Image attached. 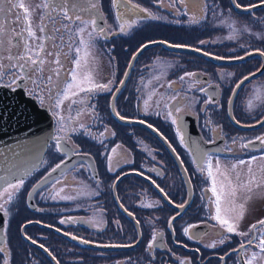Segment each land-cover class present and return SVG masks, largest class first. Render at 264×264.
<instances>
[{
	"label": "flooded vegetation",
	"instance_id": "flooded-vegetation-1",
	"mask_svg": "<svg viewBox=\"0 0 264 264\" xmlns=\"http://www.w3.org/2000/svg\"><path fill=\"white\" fill-rule=\"evenodd\" d=\"M204 3L201 0L200 7L205 11L201 16L195 0H186L183 5L179 2L172 5L170 0L163 3L120 0L116 6L112 0H100L97 19L106 29V36L96 34L94 56L89 57L88 68L98 83L111 81L112 90L91 94L86 100L87 107L67 105L64 101L58 110L50 102L48 87L53 94L59 87L53 76V63L47 75L53 76L52 85L44 86L42 82L33 85L22 80L24 88L28 83L35 88L30 95L51 114L54 137H67L62 141L67 148L60 151L56 150L57 141L53 138L33 180L36 183L59 163L65 170L51 182L55 186L48 193L62 188V197L72 198L62 199L60 210L41 207L40 216L44 219V212H61L56 222L34 219L23 224L25 235L31 237V240L24 237L22 226L21 235L26 244L19 252L24 253L26 261L14 263L7 254L6 241L0 246L4 249L0 252V264L5 260L9 264H101L102 261L108 264H181L182 261L185 264H245L251 252L233 249H238L241 242L247 244L250 237L228 233L230 239L223 245L208 247L221 239L218 234L223 229L210 218L214 212V206L209 203L214 199L211 181L206 179V172L201 173L198 163L205 152L212 155L213 164L217 158L221 163H236L252 156L264 157V145L256 139L264 136V103L253 100L254 108L251 111L247 108L256 88L264 94V83L260 80L264 77V55H261L264 4L260 0H206L205 8ZM237 3L241 7H236ZM148 13L160 19H152ZM194 16L196 23L192 22ZM124 21L133 23L121 33L119 27ZM229 23L235 25L239 39L234 38L235 32L228 27ZM83 35L88 38L87 31ZM64 39V52L69 51V40L72 46L79 42L75 34ZM161 41L190 50H175L163 44L150 46L137 57L126 77L140 48ZM47 45L59 51L52 42L47 41ZM70 56L61 54V74L74 67ZM100 57L106 62L102 63ZM186 73L195 76L188 77ZM246 76L252 78L245 81ZM173 105L181 108L179 113L173 111L178 117L177 124L167 115ZM57 111L65 118L63 132L59 131L61 122L55 115ZM90 111L97 117L105 112L111 116L110 123L104 122L105 134L99 140H93V129H78ZM116 112L126 119L120 120ZM177 126L185 137L184 144L180 142ZM249 141L253 143L247 149L240 147ZM261 160L264 159L252 164L259 165ZM150 203L153 206L147 207ZM27 206L33 209L28 202ZM38 209L37 206L32 211ZM61 220L65 223H60ZM242 226L240 231H248L249 228ZM185 228H189L188 234ZM153 236L156 241L150 249L148 245Z\"/></svg>",
	"mask_w": 264,
	"mask_h": 264
},
{
	"label": "snow or ice",
	"instance_id": "snow-or-ice-1",
	"mask_svg": "<svg viewBox=\"0 0 264 264\" xmlns=\"http://www.w3.org/2000/svg\"><path fill=\"white\" fill-rule=\"evenodd\" d=\"M163 3V0H160ZM179 2L180 4H185L186 0H170V3L174 5ZM114 6L120 3V0H112ZM131 3V0H129ZM197 8L200 10V15L204 16V8L200 7L201 0H195ZM261 4H264V0H260ZM10 5V7L5 8L4 5ZM100 0H83V3L80 0H40L35 7L26 5L24 0H0V82L4 81L6 77H10V80L7 82L6 86L11 88L18 80L30 81L33 85H37L42 82L45 86L52 85L53 76L43 77L44 66L46 63V57L43 55L46 52V42L50 41L53 43L54 47H58L59 51L52 53L48 52L47 55L55 56V60L52 62L55 67L52 69L54 76L56 77V83L59 87L56 89L53 94L52 88L48 87L50 102L54 104L56 109H61L63 102L65 100H71V104H80L85 107L86 100L89 96L97 91H111V81L108 83H98L93 75L91 70L88 68V59L90 56L91 49L95 46L96 34L106 36V29L98 23V16L100 13L99 9ZM256 5H250L248 7H255ZM204 7H207L206 0ZM236 7H241L240 4H236ZM136 8H139V5H136ZM39 10L40 13V23L37 25L40 35L37 36L36 29L33 28L31 17L32 14ZM144 12H148L147 9H142ZM179 11V10H178ZM87 18H85V15ZM186 14V13H180ZM213 11V15H215ZM148 15L152 19H160V17L154 16L151 13ZM14 16V19L12 18ZM7 21V27H5L3 21ZM123 20V17H121ZM78 22V23H77ZM194 23L198 22L196 17H193ZM132 21H124L119 27V31L124 33L126 29L132 27ZM222 23H227V21H222ZM13 24L23 25L20 31H17L12 27ZM74 26V27H73ZM228 27L236 32L234 24L229 23ZM89 28L92 31H89ZM88 32V38L85 39L84 33ZM75 36L79 39V44L75 47L72 46L70 40L67 43L69 49L68 52H64L63 48L65 46L64 37L67 35L71 38ZM231 38V37H229ZM38 43H35L37 42ZM59 41V43H57ZM203 43V41H201ZM148 45H144L147 47ZM176 47H183L182 45H176ZM17 49L18 51L13 54L12 49ZM8 52L7 56H4V53ZM72 53H75L73 58L74 67L69 69L64 73V78L61 81V69L63 68V63L60 60L61 54L68 56ZM207 55V53H205ZM264 55V52L261 53ZM219 58V57H218ZM7 59L9 63L6 65L3 61ZM238 59H243V57H238ZM30 72H35V76L29 75ZM188 77L195 76L194 73H186ZM255 75V74H253ZM159 77H157L158 79ZM184 77H181L183 80ZM249 79V77H244V80ZM199 82V81H197ZM151 83V81H149ZM243 83V80L236 85V88L240 87V84ZM169 87L171 85L169 84ZM201 91H206L205 89H200ZM35 92V88L32 90ZM81 93L85 95L80 96ZM29 94H32L30 92ZM154 94V93H153ZM151 97H149L150 99ZM41 103H43V96H40ZM211 97H209V101ZM253 100H259L264 103V94H262L260 88L254 90L253 97L248 100L247 108L251 111L254 108ZM147 106V101L145 102ZM167 107V105H166ZM94 111V106H92ZM172 111H168L167 115L171 118L173 124H177L178 117L173 115V111L179 113L181 108L177 105L172 106ZM84 109L77 111L76 117L78 118L81 112ZM55 115L58 118V121L61 122V128L59 131H64V116L61 115L60 111H57ZM117 117L120 120H125L126 117L120 115L119 112H116ZM70 119H75L69 117ZM144 123V121H140ZM239 123V121H236ZM81 128H85V125L81 124ZM148 127H152L150 124ZM75 131V128L72 129ZM177 134L179 135L180 142L185 143V137L181 132L179 126H177ZM113 135H115L113 133ZM57 143L55 148L57 151L65 150L67 148L66 144L62 143L63 140L67 137H54ZM257 140L264 145V136L257 137ZM235 142V141H234ZM103 143V141H101ZM252 141L248 143L241 144L240 147L247 149ZM119 147V146H117ZM173 151H175L173 149ZM112 154H116V149H112ZM257 159H264V157L252 156L249 160L239 159L236 163L231 164L230 170L235 172L239 166L248 164L249 167L247 172L250 176V179L247 181H239L240 173H236V180L239 183H236L232 180L229 175V168L225 165H222L220 159L217 158L215 164L212 161V155L210 153H203L201 155L200 161L198 163V168L201 173L206 172V179L211 181L210 192L214 199H210V205L214 206V212L210 209L212 214L210 218L215 220L223 231L218 235L221 236L219 241H214L208 247H216L217 243L223 245L226 240L230 239L227 235L228 233H233L241 237H250L247 240V244L241 242L238 249H233V251L240 252L244 250L245 253L251 252V255L245 260V264H264V219L258 220L256 223L250 225L248 231H240V222L243 220L246 211L247 204L251 201L253 192V185L256 188L261 186V183L264 182V177H257L253 173L251 167L252 163ZM43 162V161H42ZM183 163V161H181ZM112 161L109 157V169L111 170ZM61 168V164H56L52 168V172H56ZM260 172H264V168L260 169ZM7 187L0 188V199H4V194L7 193V199L4 200V203H0V211H3L7 215V209H5L4 204L10 203L15 193L23 186L24 180L22 178L18 179L16 183L6 182ZM155 184V181H153ZM159 188V185H157ZM12 189V191H8ZM163 193V189H159ZM63 191V189H61ZM244 191L247 193L243 198L240 197V192ZM59 194V193H57ZM165 195H167L165 193ZM62 199H71L72 197L64 196ZM147 207H152V204L146 205ZM174 219V218H173ZM60 223H65L64 220H61ZM137 223H139L137 221ZM191 227H195L194 225ZM185 234H188L189 228L184 229ZM191 238V237H190ZM31 240V237H28ZM156 241V236L152 237V243L148 245V248H152L153 243ZM88 243V241H83ZM32 243L35 244L36 241L32 240ZM249 246L254 247L258 251H252ZM41 248L44 245H40ZM4 249L0 248V252H3ZM55 260V257H53ZM223 259V257H221ZM4 264H9V261L5 260ZM58 264V262H57ZM181 264H185L184 261Z\"/></svg>",
	"mask_w": 264,
	"mask_h": 264
},
{
	"label": "water",
	"instance_id": "water-1",
	"mask_svg": "<svg viewBox=\"0 0 264 264\" xmlns=\"http://www.w3.org/2000/svg\"><path fill=\"white\" fill-rule=\"evenodd\" d=\"M156 44H163L175 50H190L163 41L148 43L147 47H141L134 55L126 77L137 57L145 49ZM54 131L51 114L39 104L37 99L27 93L22 80L19 81L18 87L9 88L6 84H0V188L6 187V182L16 183L20 178H27L40 167L54 138ZM60 170L61 168L56 172L48 173L29 192L27 202L31 208L36 206L34 199L36 190L56 178L62 172ZM188 203L189 201L187 205ZM25 226L22 228V233L28 239L24 233ZM5 239V214L0 211V244H3Z\"/></svg>",
	"mask_w": 264,
	"mask_h": 264
},
{
	"label": "rangeland",
	"instance_id": "rangeland-1",
	"mask_svg": "<svg viewBox=\"0 0 264 264\" xmlns=\"http://www.w3.org/2000/svg\"><path fill=\"white\" fill-rule=\"evenodd\" d=\"M24 2L26 5H29V6L34 8L35 5L40 2V0H24ZM4 7L7 8V7H10V5L5 4ZM12 18L14 19V16ZM31 22H32L33 28L36 29L37 36H39L40 32H39L38 27H37V25H39V23H40L39 10L35 11L32 14ZM2 23H4L5 27H7V21L6 20L3 21ZM12 27L15 28L17 31H20L22 29L23 25L13 24ZM233 35H234L235 39L239 36L238 32L233 33ZM237 39H239V38H237ZM35 43H38V41ZM78 44H79V42L76 45H78ZM75 46H73V47H75ZM17 51L18 50L15 48L12 49L13 54H15ZM48 52L55 53V51H53V49H51L50 46L47 45V42H46V52L43 54L46 57V63L44 66V71H43V77H45V78L47 77L48 72L51 69V63L53 62V59H54V55H51V56L47 55ZM8 54H9L8 52H5L4 56H7ZM74 56H75V53H72L70 56L71 57L70 62H72V63H73ZM93 56H94V49L92 48L90 51L89 57L93 58ZM119 56H121L120 53H119ZM100 61L102 63L106 62V60L102 57H100ZM3 63L7 65L9 63V61L7 59H5L3 61ZM120 66H119V68H121ZM32 75H33V73H32ZM35 75H36V73L34 72L33 76H35ZM92 75H93V71H92ZM60 78H64V73L61 74ZM166 79H167V77H166ZM9 80H10V77H6L4 81L0 82V84H7V82ZM260 80L264 83V77L261 78ZM15 85H17V82L15 84H13V86H15ZM25 90H27L28 94L30 92H32L33 88L31 87L30 83H28V86L25 88ZM64 104L71 105V100H65ZM82 120H83V125H85L86 131H89L91 129L94 130V132L91 134L93 137V140H99L101 138V136L105 134L104 130H106V127H105L106 125L104 124V122L108 121V123H110L111 116L107 112H105V115H103V116L99 115V117H97V116H93V113L90 111L89 113H86L84 115ZM100 122H101V124L99 125ZM95 124H96V126H94ZM87 125H90V126L87 127ZM78 129L84 130V128H81L80 126ZM97 130H99V131H97ZM75 142L78 143L79 140L75 138ZM46 154H47V152L45 153V156H46ZM45 156H44V158H45ZM50 162H52V161L49 160V163ZM222 163H223V165H225L229 168V175L234 182L239 183V181H247L248 179H250V176L247 172V169L249 167L248 164L245 166L244 165L239 166L235 172H232L230 170V168H231V164H233V163H230V162H222ZM226 164H228V165H226ZM251 167L253 169V173L255 175H257V177H264V172H260V169L264 168V160H261L259 165L252 164ZM37 170L35 172H37ZM64 170H65V168H63V170L61 169L60 171L63 172ZM35 172L32 173L27 178L23 179L24 181H27V182L23 183V186L20 187L19 190L15 193L14 198L10 203L4 204V207H5V209H7V213H8L7 215H5L6 239H5L3 244H0V246H4L5 242L7 241V246L9 248L7 254L11 255V258H12L14 263H21V262H24L27 260V257L24 255V253L19 252L20 248H22V245L26 244L25 241L23 240V237L21 235V230H20L21 227L23 226V224L25 222H27L28 220H34V219H39L42 221L54 219L56 222L57 217L59 218L62 215L61 212H58V213L44 212L43 216L45 217V219L40 216L42 214L40 212L41 207L52 206L56 210L61 209V207H59V206L61 205V202H62V198H61L62 197V194H61L62 188H58L57 190L53 191L52 194L48 193V190L55 186V185L53 186V183H51V182L53 180H55L57 177L54 178L53 180H50V181L44 183L42 186H40L36 190L35 198H34L36 200L35 201L36 206H33V208L36 209L38 206L39 209L37 211H32L34 209L30 210L28 208L27 200H28L29 192L32 191L41 182V180L46 176L45 175L43 178H41L39 181H37L35 183V180H33L35 178V176H33L35 174ZM237 172L240 173L239 181L236 180V173ZM31 183H33V184H31ZM8 191L10 192V191H12V189H8ZM57 193H59V194H57ZM37 194H39V195H37ZM245 195H247L246 192H244V191L240 192L241 198H243ZM251 195H252V199L247 204L246 214H245L243 220L240 222V226L243 225L244 228L246 227L247 229L254 222L258 221L261 218H264V182L261 183V186L259 188H256L255 185H253V192L251 193ZM5 199H7V193L4 194V199H0V203H4ZM150 204H152V203H150ZM58 244H60L62 247L61 241H59ZM101 264H108V262L102 261Z\"/></svg>",
	"mask_w": 264,
	"mask_h": 264
}]
</instances>
